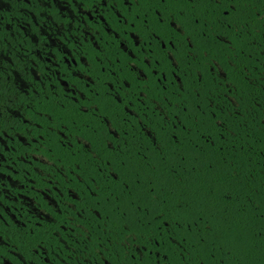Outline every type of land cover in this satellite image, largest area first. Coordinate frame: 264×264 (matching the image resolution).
<instances>
[{
    "label": "flooded vegetation",
    "instance_id": "af4514ba",
    "mask_svg": "<svg viewBox=\"0 0 264 264\" xmlns=\"http://www.w3.org/2000/svg\"><path fill=\"white\" fill-rule=\"evenodd\" d=\"M201 54L221 84L216 62L238 60V0H0V264H110L81 225L97 195L73 180L113 169L58 157L119 150L106 106L178 95L181 56L195 69Z\"/></svg>",
    "mask_w": 264,
    "mask_h": 264
},
{
    "label": "trees",
    "instance_id": "16d2710c",
    "mask_svg": "<svg viewBox=\"0 0 264 264\" xmlns=\"http://www.w3.org/2000/svg\"><path fill=\"white\" fill-rule=\"evenodd\" d=\"M200 57L193 69L181 56L178 95L106 106L119 150L58 157L113 169L73 180L97 195L99 216L81 225L98 232L86 246L105 248L110 264H264V0H238V60L216 62L221 84Z\"/></svg>",
    "mask_w": 264,
    "mask_h": 264
}]
</instances>
